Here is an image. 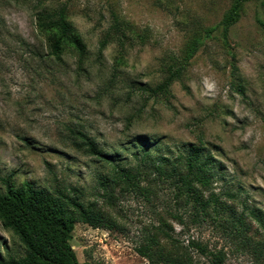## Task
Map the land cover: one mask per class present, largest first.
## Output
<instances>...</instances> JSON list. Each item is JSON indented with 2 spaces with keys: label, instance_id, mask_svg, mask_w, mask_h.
I'll list each match as a JSON object with an SVG mask.
<instances>
[{
  "label": "rangeland",
  "instance_id": "1",
  "mask_svg": "<svg viewBox=\"0 0 264 264\" xmlns=\"http://www.w3.org/2000/svg\"><path fill=\"white\" fill-rule=\"evenodd\" d=\"M232 2L0 0V177L80 191L96 218L72 229L79 261L150 264L139 251L148 247L209 264L192 246L199 242L221 251L223 264H264V4L244 2L227 44L204 34ZM60 5L86 45L81 65L68 46L61 60L50 55L48 34L36 26L39 12ZM113 16L146 34L144 41L120 46ZM193 38L198 47L172 96L145 94L140 87L159 83ZM71 130L95 140L135 180L114 179L112 165L77 147ZM192 144L205 146L220 165L202 189L204 208L155 170L160 163L169 172L161 158ZM23 253L0 222V257Z\"/></svg>",
  "mask_w": 264,
  "mask_h": 264
},
{
  "label": "trees",
  "instance_id": "2",
  "mask_svg": "<svg viewBox=\"0 0 264 264\" xmlns=\"http://www.w3.org/2000/svg\"><path fill=\"white\" fill-rule=\"evenodd\" d=\"M250 0H233L220 22L204 30L206 36L218 34L219 39L227 44L230 27L238 20L244 2ZM264 4V0H259ZM261 25L264 26L263 23ZM36 26L42 33L48 34V53L61 60L65 46L70 47L82 64L86 55V45L74 31L67 19L65 5L39 12ZM110 30L120 46L126 42L139 39L143 42L146 34H137L130 24L112 17ZM127 32L131 35L128 36ZM107 39L101 44L104 45ZM198 41L193 38L185 45L182 58H173L165 67L164 78L154 86L143 85L140 89L149 97H163L167 100L172 96L171 85L178 80L188 60L194 55ZM73 143L89 155L98 157L112 165L114 179H125L133 182L135 173L126 167L115 164L109 155L98 147L95 140L80 130H71ZM147 152L142 159H147ZM171 165L169 172L158 163L155 170L176 180V186L189 200L204 208L208 200L202 199V189H207L218 177L219 162L206 150L205 146L192 144L184 153L175 158L162 157L161 162ZM3 189L0 190V222L9 229L24 248L21 256L9 255L0 257V264H94L90 261H79L69 242L72 229L76 222L93 223L96 213L85 204L80 191L70 185H57L53 189L36 187L30 181L16 185L10 175L0 177ZM165 237L173 240L171 234L162 230ZM202 254L209 256V264H223L224 254L221 251H209L199 242H192ZM150 264H190L191 258H173L159 250L144 247L139 250Z\"/></svg>",
  "mask_w": 264,
  "mask_h": 264
}]
</instances>
